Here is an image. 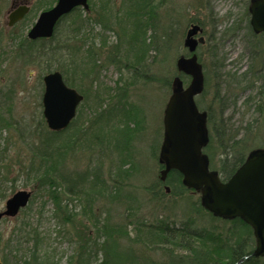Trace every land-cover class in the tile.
<instances>
[{"label": "rangeland", "instance_id": "374dc122", "mask_svg": "<svg viewBox=\"0 0 264 264\" xmlns=\"http://www.w3.org/2000/svg\"><path fill=\"white\" fill-rule=\"evenodd\" d=\"M41 1L23 0L24 4L27 3L31 7L27 14L29 24L21 21L9 26L12 0H0V100L4 101L6 96L11 97L10 114L18 126L5 129L0 136V179L3 173L10 178L5 182L7 196L0 202V211L4 210L6 200L19 190L31 191L32 197L34 196V201H30L18 215L4 217L0 221V264H14L16 256L26 254L32 247L33 235L36 231L42 241V249L54 250L56 264H68L71 257H74V264H100L102 255H97V252L87 254L83 262H79L77 257L78 239L87 236L95 238L93 222L81 214L84 203L75 196L71 198L73 200L65 197L67 200L64 203H68L76 220L64 223L60 220L61 218L55 216L53 201L47 197L45 189L41 188L30 174L32 172H28L26 167L34 159L27 142L35 138L31 136V133L39 126L40 118L43 117V76L47 72H45L43 61L38 60L36 55L24 54L20 44L23 45L26 42L24 37L28 36L29 29L43 11L37 8ZM96 1L99 3L100 0ZM120 1L114 0L111 5L114 4L115 9H118ZM251 3L252 0H172L168 2L159 11L155 30L148 31V36L153 40V42L151 39L148 40L151 44L147 55L150 67L147 70L143 69L138 76H135L127 66L119 63L115 57L116 53L112 45L116 44L120 38L119 27L116 25L114 30L105 33L108 37V45L101 48L99 52V67L96 74L83 78L77 77L74 80L78 87L88 93L87 99L78 107V111L81 110L83 115L82 122L89 125L90 119H93L95 111L90 108L104 111L105 114L108 110L113 114L119 113L117 109H122V106L117 103L116 87L126 82L128 104L124 107L141 109L144 120L143 129L131 142L134 166L130 179L125 185V191L134 200L128 199L126 203L108 199L99 200L95 209L102 220L110 215L109 218L113 223L128 224L131 229L133 225L128 222L130 218L127 217V207L128 204H132L135 206L136 217L146 219L149 223L158 217H164L175 221L178 225L185 222L189 214H192L199 220V226L210 225L209 217L205 216L200 220L192 207V203L201 198L200 192L192 190L183 198L167 195L164 201L156 203L151 202L150 194L145 190V186L161 174L160 160L156 158V155L159 157L164 137V111L172 94L173 80L180 78L185 82V86L190 83V77L182 76L177 60L181 55H189L185 38L194 25H199L203 29L197 34L198 38L203 37V42L198 44L197 53L205 78V90L201 96L197 97V100L201 101L205 110H208L209 106L216 109L215 103L213 104L214 96L216 94L226 96L230 102L226 117H229V125L232 124L234 132L239 131L240 137L246 135L249 138L247 143L252 146L250 149L264 147V120L257 114L255 101L246 102L249 95L257 100L260 84L256 83L254 87L246 88L245 78L250 77H242V73L255 64L252 44L264 39L254 35L256 33L250 24V13L247 9ZM87 13L95 16V13L89 10ZM89 25L93 26L95 33H100L102 30L98 24L90 23ZM72 43L79 44L77 40ZM95 43L97 47H101L98 38L95 39ZM259 61L260 64H264V58L260 57ZM216 67L219 68L216 70ZM237 80L240 82L237 83ZM168 81L171 83L169 84ZM98 90L102 93L103 90H108L113 97L110 99L105 95L102 101L96 96ZM6 112H8L7 109ZM117 119V116H111L108 119L104 116L103 123L108 120L105 127L111 129L116 125ZM214 119L218 123L217 118ZM78 120L75 125L81 122ZM213 126L207 121L208 130H212ZM249 126H254L253 133L247 130ZM109 131V137H112L114 132L112 129ZM111 144L113 145L114 141ZM94 145L93 149H85L84 146L79 145L72 151L65 163L66 172L76 178L77 174L85 171L93 173L100 164L102 178L108 180L110 169L114 170L118 163L115 158L116 153H112L113 146L108 151H102L103 147L97 142ZM34 160L37 162L36 159ZM9 163H12L10 168L3 167V164ZM8 170L10 174L7 173ZM106 210H109L110 214ZM216 224L219 228L231 226L230 223L223 224L220 221ZM21 226L31 231V234L25 237L26 233L24 235L17 231L13 235L14 229ZM11 236L13 239L11 244L5 246L7 239ZM18 240L22 242L18 243ZM17 247L21 250L18 251ZM147 253L154 260H158V263L164 258L160 251H147Z\"/></svg>", "mask_w": 264, "mask_h": 264}, {"label": "trees", "instance_id": "16d2710c", "mask_svg": "<svg viewBox=\"0 0 264 264\" xmlns=\"http://www.w3.org/2000/svg\"><path fill=\"white\" fill-rule=\"evenodd\" d=\"M56 1L42 0L37 8L39 10L50 9ZM113 1L100 0L97 3L96 0H89V12L95 13V16L87 13L88 11H85V14L82 7L75 8L60 19L50 38L33 40L25 36L26 42L23 45L20 44L24 54L36 55L38 60L45 64L47 73L60 70L66 83L69 86L77 87L84 94V100H86L87 91L78 87L74 80L77 77L83 78L96 74L97 67H99V52L101 48L108 45V37L105 33L114 30L117 25L120 38L116 44L112 45V49L116 53L115 57L135 76L141 75L140 72L143 69L147 70L150 67L147 55L151 47L148 40H152V37L148 36V31L155 30L160 9L172 0H121L118 9H115L114 4L111 5ZM247 11L249 13V9ZM28 17L26 16L22 20L27 25L30 21ZM90 23L100 25L101 32L95 33L93 26L89 25ZM254 35L264 37V33ZM97 38L100 41V48L95 43ZM74 40H77L79 44H73ZM261 40L252 44L255 64L242 73V77H250L245 78L246 88L254 87L256 83L260 84L257 100L249 95L246 102L255 101L257 114L264 120V64H260L259 61L260 57L264 58V39ZM87 44L88 47H86ZM218 68L216 67V70ZM181 74L183 77L187 76L184 73ZM171 81H168L169 84ZM239 82L237 80V83ZM126 84L116 87L117 103L122 106V109H117L119 113L113 114L108 110L105 114L104 111L103 113L98 109L90 108L95 113L93 119H90L89 125H85L84 121L82 122L83 115L79 110L71 124L60 131L49 129L44 116H41L39 126L31 133V136L33 135L35 138L27 142L33 153V158L37 160V162L34 159L31 160L30 164L26 166L27 170L32 172L30 173L32 177L41 185V188L45 189L47 197L53 201L55 216L61 218L60 220L64 223L76 220L68 203H64L67 200L65 197H69L68 200H73L71 198L75 196L84 203L81 214L93 222L95 238L87 236L78 239L77 257L79 262L85 261L87 254L97 252V255H102L100 264H237L241 258L251 254L255 248L256 239L253 228L241 218L224 220L213 216L202 206L200 198L192 203V207L200 220L205 216L209 217V226H199V220L192 214H189L185 222L178 225L175 221L164 217H158L149 223L146 219L136 217L135 206L132 204H128L127 207V217L130 218L128 222L133 225L131 229L128 224L113 223L109 218L110 215L105 216L102 220L96 213V203L101 199L118 203H126L128 199L134 200L125 191V185L130 179L134 166L131 142L134 136L143 129L144 119L141 109L125 108L128 104ZM108 90H103V93L98 90L96 96L100 97L102 101L105 95L111 99L113 95H110ZM9 101H11L10 96H6L4 101L0 100V136L5 129L18 127L10 114L12 103ZM214 103L216 109L211 106L207 107L208 122L214 126L212 130H209V140L204 147V152L210 157L211 168L217 170L223 180H227L245 161L252 146L247 143L249 138L246 135L240 137L239 131L234 132L232 124L229 125L230 119L226 117V111L230 104L228 98L216 94ZM197 104L203 109L200 100H197ZM104 116L106 119L111 116L118 118L116 125L111 127L114 132L112 137H109L111 129L105 127L108 120L103 123ZM214 118H217L218 123ZM77 120L81 122L75 125ZM253 128L254 126H249L247 130H251L253 133ZM24 141L27 140L24 139ZM95 141L103 147L102 151H108L113 146L112 153H116L115 158L118 163L114 170L110 169L108 180L102 178L100 164L93 173L85 171L77 174L76 178L66 172L65 163L70 153L79 145L84 146L85 149H93ZM156 158L159 160L157 155ZM159 164L161 173L164 165L160 161ZM10 165L12 166V163L3 164V167L10 168ZM7 173L10 174V171L8 170ZM9 180L10 178L5 173L1 175L0 202L7 196L5 182ZM145 190L150 194L151 202L156 203L164 201L167 195L183 198L192 191L183 184V175L178 170H171L165 180L159 174L155 180L145 186ZM124 195L125 197H123ZM30 201H34V196ZM217 221L223 222V224L230 223L231 226L219 228L216 224ZM17 231L20 234L26 233L25 237L31 234V231H27L24 226L15 228L12 234L14 235ZM132 233L133 235H131ZM33 236L32 247L26 254L23 253L20 257L16 256L14 264H56L54 250L45 251L44 248L42 249V241L37 231ZM12 240L11 236L10 239H7L5 246H9ZM21 242L18 240V243ZM12 249L13 247L11 251ZM16 249L21 250L18 247ZM147 251H160L164 258L158 263V260L151 258ZM73 258L68 260V264H74ZM241 264H264V257L251 256Z\"/></svg>", "mask_w": 264, "mask_h": 264}, {"label": "water", "instance_id": "95a60500", "mask_svg": "<svg viewBox=\"0 0 264 264\" xmlns=\"http://www.w3.org/2000/svg\"><path fill=\"white\" fill-rule=\"evenodd\" d=\"M79 6L90 10L89 0H57L39 14L28 37L33 40L52 37L60 19ZM29 10L30 6L22 5L11 11L9 26L22 20ZM249 10L254 32H264V0H252ZM202 30L199 25L192 26L185 38V46L192 55H182L177 60L179 70L192 78L187 86L180 78L173 80L172 94L164 111L159 160L165 167L161 176L165 180L171 170H178L183 175V184L201 193L202 206L213 216L225 220L241 218L253 228L256 246L237 262L241 264L251 256L264 257V147L253 149L226 181L210 168V158L203 152L209 140L207 112L201 111L196 102L205 88L203 66L196 53L200 43L196 34ZM43 83V115L47 126L52 131L66 129L76 117L84 95L69 86L59 70L45 74ZM31 195V191L19 190L10 196L0 211V221L18 215L29 204Z\"/></svg>", "mask_w": 264, "mask_h": 264}, {"label": "flooded vegetation", "instance_id": "af4514ba", "mask_svg": "<svg viewBox=\"0 0 264 264\" xmlns=\"http://www.w3.org/2000/svg\"><path fill=\"white\" fill-rule=\"evenodd\" d=\"M24 2H26V1H24ZM23 0H12V3H11V6H10V13H11V11H13V10H15V9H17V8H19L20 6H22V5H27V3H23ZM29 6V5H28ZM31 8V7H30ZM31 10V9H30ZM30 10H29V12H30ZM251 15V14H250ZM189 32V31H188ZM197 34H199V33H197ZM197 34H196V36H197ZM187 35V34H186ZM198 39H202V41H203V37L202 36H200V38H198ZM198 54V53H197ZM198 60H199V62L201 63V61H200V58H199V55H198ZM202 64V63H201ZM191 77V76H190ZM201 110H205V109H201ZM207 111V110H206ZM207 113H208V111H207Z\"/></svg>", "mask_w": 264, "mask_h": 264}]
</instances>
